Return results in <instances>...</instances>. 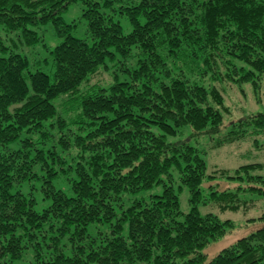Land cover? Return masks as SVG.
<instances>
[{"label":"trees","instance_id":"trees-1","mask_svg":"<svg viewBox=\"0 0 264 264\" xmlns=\"http://www.w3.org/2000/svg\"><path fill=\"white\" fill-rule=\"evenodd\" d=\"M206 78L259 92L264 0H0V264H264V226L204 253L238 226L221 213L264 201V165L206 159L264 136V113L228 116Z\"/></svg>","mask_w":264,"mask_h":264},{"label":"rangeland","instance_id":"rangeland-1","mask_svg":"<svg viewBox=\"0 0 264 264\" xmlns=\"http://www.w3.org/2000/svg\"><path fill=\"white\" fill-rule=\"evenodd\" d=\"M83 13V6L80 3L72 4L69 9L63 14V17L67 23H77V28L75 29L74 35L77 38L83 39L86 37V24L81 18ZM122 26L125 33H129L131 31V26L128 21L123 18ZM43 27L42 36L44 41L51 45L52 47L56 46L59 43V40L56 38L54 30L50 25H45ZM15 37V36H14ZM19 49H16L20 53H23L30 58L33 67L32 70L36 69L38 65H35L36 60L39 56H34L30 52L31 50L23 46L19 39L16 40ZM7 45L16 48L12 41H7ZM134 59H130L129 64L133 66ZM121 64H119L120 66ZM118 66V67H119ZM39 67V66H38ZM43 72L50 73L52 70V65L45 64L40 68ZM116 70L113 67L110 72ZM101 78H104L102 76ZM101 78H95L92 83L101 82ZM205 85H216L224 94L226 98V105L230 108V114L228 116L233 119L245 118L244 116L249 115H258L259 113H264V81L260 83L258 87V93H255L254 86L251 83H244L241 85L236 84H226V83H215L210 78H206ZM253 142L248 144L241 143V145H236L233 147H227L220 150H215L214 152H209L206 155L207 162L209 164L210 171L212 172L215 169L228 168L235 169L241 165L259 163L264 165V136L258 137L255 136L251 139ZM203 143V142H202ZM203 147V146H202ZM259 174L264 175V169L262 171H258ZM39 184V183H37ZM63 185L64 189L68 188L67 184H59V187ZM228 185H223V189L227 188ZM162 186L155 187L153 190L149 191L147 195L150 194H161ZM180 205L181 209L184 213H188L191 209V205L189 202V191L185 188L180 194ZM45 206L38 205L36 207L37 210L41 211ZM201 213L205 214L209 211L217 212V209L206 208L200 206ZM264 212V201L259 202L258 205L251 209L247 214L244 212H226L221 213L220 217L223 220L230 219L234 221L238 226L236 229L232 230V232L228 233L225 237L220 239L219 241L212 243L205 250L204 253L207 255L208 260L213 259L216 255H218L223 249L234 244L238 239L246 237L251 233L257 231L261 227L264 226L262 222L255 223H246L249 218H257ZM251 220V219H250ZM92 228V227H91ZM90 228V232L93 233V230ZM33 260L32 252L29 250L26 252V255L22 261H18L16 264H30Z\"/></svg>","mask_w":264,"mask_h":264}]
</instances>
